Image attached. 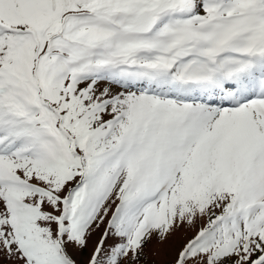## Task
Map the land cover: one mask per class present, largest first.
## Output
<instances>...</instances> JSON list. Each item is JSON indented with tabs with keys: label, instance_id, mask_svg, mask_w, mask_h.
<instances>
[{
	"label": "snow or ice",
	"instance_id": "obj_1",
	"mask_svg": "<svg viewBox=\"0 0 264 264\" xmlns=\"http://www.w3.org/2000/svg\"><path fill=\"white\" fill-rule=\"evenodd\" d=\"M0 264H264V0H0Z\"/></svg>",
	"mask_w": 264,
	"mask_h": 264
}]
</instances>
